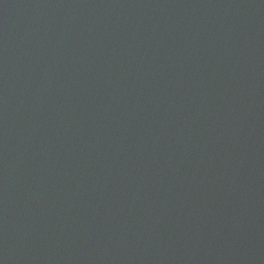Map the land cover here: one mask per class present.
<instances>
[{"label":"water","instance_id":"water-1","mask_svg":"<svg viewBox=\"0 0 264 264\" xmlns=\"http://www.w3.org/2000/svg\"><path fill=\"white\" fill-rule=\"evenodd\" d=\"M0 264H264V0H0Z\"/></svg>","mask_w":264,"mask_h":264}]
</instances>
